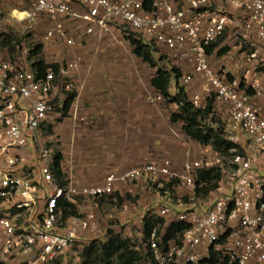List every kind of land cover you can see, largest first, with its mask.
<instances>
[{
	"label": "built area",
	"instance_id": "1",
	"mask_svg": "<svg viewBox=\"0 0 264 264\" xmlns=\"http://www.w3.org/2000/svg\"><path fill=\"white\" fill-rule=\"evenodd\" d=\"M26 12V20L47 27L42 43L54 46L55 53L40 74L11 61L0 47V264H60L72 252L79 260L87 245L107 238L100 228L99 199L117 201L152 184L162 192L172 181L173 192L165 191L146 214L173 218L186 229L167 242V226L155 229L146 242L142 229L140 243L154 264H264V109L256 102L264 95V72L257 73L260 65L232 78L225 69L214 70L208 54L226 36L240 41L245 61L264 54V0H35ZM115 28L155 45L179 67L189 62L192 71L179 83L190 90L191 103L198 109L209 99L218 105L213 114L221 116L227 139L243 148L244 154L227 161L207 205L196 202L197 171L223 163L206 156L180 170L160 158L112 172L100 187L57 182L55 149L45 137L63 119L69 94L77 91L75 74L83 57L75 51L86 37L101 38ZM77 29L82 38L72 33ZM161 100L149 98L153 105ZM80 199L93 208L65 216L63 203L81 208ZM123 209L131 207L125 203Z\"/></svg>",
	"mask_w": 264,
	"mask_h": 264
},
{
	"label": "crops",
	"instance_id": "2",
	"mask_svg": "<svg viewBox=\"0 0 264 264\" xmlns=\"http://www.w3.org/2000/svg\"><path fill=\"white\" fill-rule=\"evenodd\" d=\"M78 30L72 33L82 38ZM106 38L102 37L103 40ZM97 39V35H92L80 43L78 49L80 55L83 54L84 63L75 74L78 96L69 117L59 122V127L56 126L60 128L57 131L63 154L61 168L67 176L68 185L76 188L100 187L112 172H124L167 156L175 168L190 161L191 146L194 148L197 142L185 134L182 125L171 122L173 112L167 111L166 106L159 103L149 106L145 93L150 82L146 78L148 64L142 60L134 62L132 47L123 45V48L118 44L111 47L115 48L114 58L103 63L96 61L93 54L96 52L92 51L103 47L97 44ZM127 53H130L129 57ZM151 88L154 96H158V92ZM256 102L264 109V97L257 98ZM78 114L87 121L80 123L82 118ZM165 152H168L167 156ZM260 173L264 175L263 165L260 166ZM138 192L143 196L140 188L134 189L133 194ZM143 200L149 199L145 197ZM150 200L155 204L158 199L153 197ZM207 202L204 200L203 206ZM76 207L79 212L80 208ZM131 214L127 217L129 221L133 219ZM143 217L133 220L142 224ZM140 226L142 230L143 224Z\"/></svg>",
	"mask_w": 264,
	"mask_h": 264
},
{
	"label": "trees",
	"instance_id": "3",
	"mask_svg": "<svg viewBox=\"0 0 264 264\" xmlns=\"http://www.w3.org/2000/svg\"><path fill=\"white\" fill-rule=\"evenodd\" d=\"M31 36H28L30 39ZM124 39L129 42L132 47L133 54L141 59L144 63L148 64L152 68H157V63L153 58V52L159 50L155 45H149L144 43L142 40L135 38L134 36L124 37ZM13 40L6 37L4 34H0V47L9 51L10 55L18 53L22 50V45L20 43L16 46L13 45ZM222 40L217 41L213 44L211 49L208 50V54L212 55L215 48ZM33 44V43H32ZM229 51L228 47L223 48L219 51V55L223 56ZM29 59L31 60L30 68L34 71L44 74L46 69L50 67L47 64L46 59L43 57L44 44L41 42L39 44L34 43L28 51ZM166 56V55H165ZM164 56V57H165ZM56 72L59 71V64L53 65ZM264 72V68L262 69ZM182 75L180 68H173L168 71L163 68H159L156 74L150 79V85L164 98L165 101L171 104H176L179 108L178 112H173L171 114V122L182 123V128L185 134L192 140L196 141L198 144L211 148L214 152L224 156H231L235 154H244L243 148L225 138L223 127L222 129H215L207 127L202 124L205 120H212L214 116V104L212 100H208L205 108L198 109L193 106L189 99L190 90L179 83V79ZM175 79L177 81V93L175 96L171 95L170 83L171 80ZM78 94L76 91L69 94L67 100L64 102V114L63 119L69 117V112L72 105L77 98ZM60 120L59 122L63 121ZM49 127V132L51 133L53 129ZM56 159V180L61 186L69 184L67 176L64 174L61 168V162L63 160V154L61 150H55ZM215 160V159H214ZM222 165H212L209 167H203L197 171L196 177V202L210 200L213 196L212 194L217 190L219 182L223 177L224 167L227 162H222ZM176 181L165 185L162 190V195L165 191L173 192V186ZM104 200H109L107 198H101L98 203ZM187 202L188 199H185ZM63 207L65 208V216H73L78 214L77 207L70 202H64ZM142 229L145 235L143 239L146 242L150 234L155 230H163L167 226V232L165 235V241L171 239H176L179 235H182L183 231L186 229V225L181 222H171L167 223L165 219L151 215L147 213L143 217ZM107 238L105 241H93L87 245L80 254V259H83L82 264H154L149 253V249L144 247L140 240H133L131 238H124L121 233H117L113 230L107 232ZM69 255H66L62 259L60 264L63 263Z\"/></svg>",
	"mask_w": 264,
	"mask_h": 264
},
{
	"label": "rangeland",
	"instance_id": "4",
	"mask_svg": "<svg viewBox=\"0 0 264 264\" xmlns=\"http://www.w3.org/2000/svg\"><path fill=\"white\" fill-rule=\"evenodd\" d=\"M35 0H0V34H4L6 37H9L13 40V45H17L20 43V46L22 45V50L18 53H14V55H10L8 51V57L13 62H18L19 65H30L31 60L29 59V55L27 51L31 48V45L34 43L39 44L42 42V39L44 37L45 30L47 27L42 25H36L34 22H31V20H26L17 18L18 13L17 12H26L29 11L30 8H32L33 3ZM25 14V13H24ZM28 36H31L30 39H28ZM104 36H107L106 40H103L102 37L97 39V44L103 45L99 51H95V48L92 52L96 56V61H100L101 63L106 62L109 58H114L112 54H114V45L118 44V46L125 45L127 47H130L129 42H127L124 39L123 29L122 28H115L113 31V34L107 33ZM124 40V41H123ZM33 43V44H32ZM240 41L237 40V38L234 37H225L215 48L214 52L210 56V62L211 66L214 70L220 71V70H227L230 77H236V78H242L244 73L248 69H253L255 67L260 68L257 69V73H259L260 70H262L264 67L262 66L264 62V54L261 52L257 54V57L251 58L250 60L247 59L244 60L243 50L239 46ZM106 44V45H105ZM106 46V48H105ZM228 47L229 52L224 55L220 56L219 51L223 48ZM124 48V47H123ZM54 49L55 47H51V44H44V52L43 57L46 59V61H52V57L54 55ZM104 49V50H103ZM76 54H81L79 52V49H77ZM248 55H251V51L247 52ZM63 55V54H62ZM130 53H127V56L129 57ZM83 57V54L81 55ZM103 56V57H102ZM164 53L161 50H156L153 52V58L155 62L157 63V68H152L151 66H146L147 72H146V78L147 80H150L151 77H153L159 68L166 69L168 71H171L173 68H180L182 71V74H187L192 71V65L188 63L182 64L181 67L177 66V64L168 59L166 56L164 57ZM242 58V60H240ZM84 60V58H83ZM132 60L134 62L141 61V59L137 58L133 52H132ZM241 61V65L238 63L236 64V61ZM244 60V61H243ZM84 63V61H83ZM240 63V62H239ZM245 63V64H243ZM83 65V64H82ZM243 68H242V67ZM138 75V74H136ZM139 77V76H138ZM144 84V82H143ZM77 86V85H76ZM194 88H197V85L194 86ZM77 90V89H76ZM170 91L171 95L175 96L178 89H177V81L175 79L171 80L170 83ZM77 92V91H76ZM146 95H148V102L149 98L154 97L155 94H153V90L150 86V82L147 83V91H145ZM160 95V94H159ZM261 98L264 97V95L260 96ZM159 104H162L166 106L167 111L169 112H178L179 108L176 104L168 103L164 100L162 97V100L159 102ZM155 106L149 102V106ZM218 108V105H214V107ZM219 110V108H218ZM78 117L82 120H80V123H85L87 119L84 118L83 115H79ZM212 120L208 119L203 121L202 124L206 125L207 127L215 128V129H224L223 122L221 120V116L218 114L214 115ZM69 120H66L65 122H68ZM63 122V121H62ZM182 125V123H179ZM59 127V125H57ZM61 127V126H60ZM60 129V128H59ZM59 129H53L52 132L47 133L45 137V144L47 146H52L53 149L61 150V140L59 136ZM222 129V130H223ZM58 130V131H57ZM225 138H227V134L224 132ZM29 147L32 150L33 149V142H29ZM192 151V157L191 160H196L202 157H208L212 159V161L216 162V160L221 159L222 162H227L230 157L217 154L214 152L211 148L208 147L206 149L204 146L195 143L194 148L191 146ZM207 150V151H206ZM169 151V150H168ZM168 152H165V156H167ZM33 155V151H32ZM188 156L187 154L185 155ZM165 158H168L165 157ZM169 159V158H168ZM215 159V160H214ZM144 165V164H141ZM140 166V165H138ZM182 167V166H181ZM181 167L177 168L178 170L181 169ZM152 184V183H151ZM151 188L147 190H143V196L139 195V192L136 195H128L124 198H118L117 201L110 200H104L101 203L97 204V210L100 215V228L103 232H108L109 230H113L117 233H121L124 238H131L133 240L139 239V233L142 231L141 226L138 222V220H141V218L146 214L147 210L150 208L151 205H153L152 200H150L153 197H156L158 200L162 197H165V195H162L161 192H158L156 189H158L154 184L150 186ZM148 198L149 200H143ZM155 199V198H154ZM157 200V201H158ZM208 200V199H207ZM192 201H187L188 204H190ZM77 203L81 205V208L79 209V212L82 213L85 209L84 208H93L91 206H94L93 203L84 201L82 199L77 200ZM127 203L130 205L131 210L125 211L123 209V205ZM132 213L131 217L135 220L138 219L137 222L133 219L129 221L127 219L128 214ZM135 215V216H133ZM173 218H168L166 221L167 223H171ZM129 221V222H127ZM100 241V240H99ZM78 253L72 252L70 254V257H67L65 260H63V263L66 264H82L83 259L78 260L77 259Z\"/></svg>",
	"mask_w": 264,
	"mask_h": 264
},
{
	"label": "bare ground",
	"instance_id": "5",
	"mask_svg": "<svg viewBox=\"0 0 264 264\" xmlns=\"http://www.w3.org/2000/svg\"><path fill=\"white\" fill-rule=\"evenodd\" d=\"M17 13H18V15H17L18 17L17 18H19V19H25L27 17V15H28L27 13H25V14L24 13H19V12H17Z\"/></svg>",
	"mask_w": 264,
	"mask_h": 264
}]
</instances>
